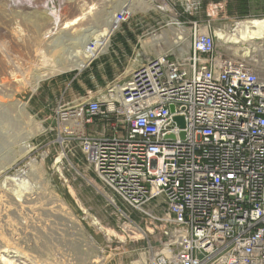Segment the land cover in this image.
I'll return each mask as SVG.
<instances>
[{"label": "built area", "instance_id": "built-area-1", "mask_svg": "<svg viewBox=\"0 0 264 264\" xmlns=\"http://www.w3.org/2000/svg\"><path fill=\"white\" fill-rule=\"evenodd\" d=\"M190 25L175 52L59 104L57 139L109 193L107 245L143 243L139 264H264V50L225 56L209 26Z\"/></svg>", "mask_w": 264, "mask_h": 264}, {"label": "rangeland", "instance_id": "rangeland-1", "mask_svg": "<svg viewBox=\"0 0 264 264\" xmlns=\"http://www.w3.org/2000/svg\"><path fill=\"white\" fill-rule=\"evenodd\" d=\"M160 1L171 10L173 19L160 8L136 10L137 0H0V251H17L37 264H139L143 243L136 247L119 246L117 240L106 244V235L116 225L103 199L109 193L87 169L77 144L57 139L58 128L61 132L54 117L58 105L74 109L87 98L102 95L108 86L125 82L131 70L157 54L175 52L173 33L187 38L191 23L209 26L215 36L221 33L224 39L216 36V48L225 56L246 58L259 47L264 50V40L234 44L238 23L264 18V0L153 3ZM121 11L126 15L118 24L115 17ZM79 14L84 17L72 30L54 36L46 33L52 20L60 25ZM110 14L117 28L109 36L105 54L81 71L50 76L32 89L30 76L42 59L49 53L48 59H53L64 49H53L56 37L98 28ZM159 35L162 39L153 45ZM72 78H79L82 91L76 89L77 83L69 85ZM76 91L77 100L72 98ZM66 96L64 103H73L64 104L60 97ZM60 154V163H56ZM84 208H91V213ZM90 216L110 232L95 227Z\"/></svg>", "mask_w": 264, "mask_h": 264}, {"label": "bare ground", "instance_id": "bare-ground-1", "mask_svg": "<svg viewBox=\"0 0 264 264\" xmlns=\"http://www.w3.org/2000/svg\"><path fill=\"white\" fill-rule=\"evenodd\" d=\"M137 5L138 8L136 10H147V9L157 10L160 8L159 10L162 11L164 15L169 16L171 19H173V14L171 10L167 7V5L163 3V1H160V3L158 4H154L153 0H137ZM91 7L92 6H88V9H90ZM122 15H126V13L121 11L115 17L116 19L115 21L118 24H120L123 21V19L121 18ZM83 17L84 14H79L77 17H74L72 20L63 22L60 25L54 20H52L51 21L52 26L50 27V31L48 30L46 33L54 36L55 34H61L62 30H66V29L72 30L82 20ZM115 21H114V14H110L107 23L98 28L90 27L85 30L83 29L81 33H78L75 36H70V37L61 36V37H56V39L53 38L54 39L53 49L60 48L62 46H64V49L60 50V52L57 53L58 54L57 56L54 55L55 57L53 59L50 58L51 61L50 59H48L50 53L48 57L46 56L42 59L41 66L38 69H35L32 72V75L30 76V85L32 89L36 88L39 81L48 78L50 76L67 73L73 70L81 71L85 69L86 66L90 64L93 60L97 59L100 55L105 54L107 49L109 48V36L114 31H116L117 28V23ZM170 30L174 32L173 29ZM234 32H235L234 33L235 39L234 36L232 37L234 40H238L235 41L234 44H241L245 42L251 43L252 41L264 40V18L242 21L237 24L236 30ZM173 34L175 35V40H177L178 34L176 33ZM216 36L218 37V39H224V36H222V34L219 32L216 33ZM162 37H163L162 35L157 36L153 40V45H158ZM179 39H182V37ZM161 42L163 44H166L164 41ZM132 71L133 70H131L130 72ZM78 120H80L79 117ZM37 126H38L37 128L38 132H42L43 127L40 124H37ZM77 130L78 132L82 131L81 125L78 126ZM62 156L63 155L60 154L55 162L60 163V159L62 158ZM59 203L62 206H64L61 202ZM99 230L106 233L110 232L101 226L99 227ZM91 245H93V243H91ZM26 257L27 256L21 255L17 251L3 249L2 251H0V264H37L34 261H30V258L28 260Z\"/></svg>", "mask_w": 264, "mask_h": 264}, {"label": "crops", "instance_id": "crops-1", "mask_svg": "<svg viewBox=\"0 0 264 264\" xmlns=\"http://www.w3.org/2000/svg\"><path fill=\"white\" fill-rule=\"evenodd\" d=\"M87 78H89V74H87ZM72 81H75V83L78 84V83H79V78H72V79L69 81V85H71ZM92 81H93V80H92ZM92 81H91V82H92ZM51 85H53V84L50 83V84H48L47 86H51ZM69 85H67V86L64 88L65 90L63 89V90H64V91H63L64 93H65L66 90L68 89V86H69ZM75 86H76V85H75ZM72 87H73V86H72ZM78 88H81V85L78 84V86H77L76 89H78ZM81 91H82V88H81ZM71 92H73V91H71ZM74 92H75V91H74ZM72 95H73V94H72ZM75 96H79V93H78L77 91H76V94L73 95V97H72V98H75V100H77ZM68 98H69V96H66L65 98H63V97L61 98V97H60V99L63 101V103H64V101L67 100ZM70 98H71V97H70ZM71 103H73V102H72V101L69 102V103L66 102V103H64V104L69 105V104H71ZM72 108H73V107H72Z\"/></svg>", "mask_w": 264, "mask_h": 264}, {"label": "water", "instance_id": "water-1", "mask_svg": "<svg viewBox=\"0 0 264 264\" xmlns=\"http://www.w3.org/2000/svg\"><path fill=\"white\" fill-rule=\"evenodd\" d=\"M170 112H173V108H172V107H170ZM173 121L175 122V124H176L179 128H181V129L184 128V121H183V118H182V117H175V118H173ZM183 136H184V134L181 133V134H180V137L183 138Z\"/></svg>", "mask_w": 264, "mask_h": 264}, {"label": "trees", "instance_id": "trees-1", "mask_svg": "<svg viewBox=\"0 0 264 264\" xmlns=\"http://www.w3.org/2000/svg\"><path fill=\"white\" fill-rule=\"evenodd\" d=\"M74 84H75V81H72L71 86H73Z\"/></svg>", "mask_w": 264, "mask_h": 264}]
</instances>
